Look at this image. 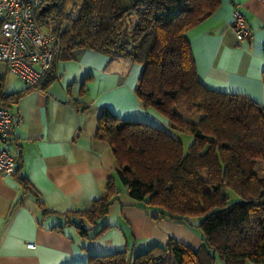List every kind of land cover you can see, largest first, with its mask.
<instances>
[{"label": "trees", "instance_id": "trees-1", "mask_svg": "<svg viewBox=\"0 0 264 264\" xmlns=\"http://www.w3.org/2000/svg\"><path fill=\"white\" fill-rule=\"evenodd\" d=\"M219 3L60 0L45 15L56 22L59 53L88 48L142 65L135 88L141 105L191 137L184 147L180 138L148 123L110 112L98 116L95 137L109 144L115 176L87 208L65 212V223L86 221L88 228L76 225L83 234L92 229L117 200V179L132 198L156 210V219L198 228L202 244L193 250L169 238L139 252L130 246L75 264H264V109L203 86L186 37ZM19 94L0 90V101L8 105ZM19 182L44 210L29 182ZM224 188L240 201L228 203Z\"/></svg>", "mask_w": 264, "mask_h": 264}, {"label": "crops", "instance_id": "crops-1", "mask_svg": "<svg viewBox=\"0 0 264 264\" xmlns=\"http://www.w3.org/2000/svg\"><path fill=\"white\" fill-rule=\"evenodd\" d=\"M235 8L244 15L247 39L232 28ZM186 37L203 86L246 97L264 109V0H220ZM141 70L127 58L77 48L58 52L51 74L29 86L0 62L1 93L20 92L8 104L16 123L13 134L0 142L15 160L13 176L0 173V264H75L130 246L139 252L169 238L193 250L202 244L198 228L156 219V210L132 198L117 179L118 198L92 229L83 234L76 225L88 228L86 221L65 223V212L87 208L115 176L109 144L95 137L102 112L148 123L186 143L191 139L141 105L135 92Z\"/></svg>", "mask_w": 264, "mask_h": 264}, {"label": "built area", "instance_id": "built-area-1", "mask_svg": "<svg viewBox=\"0 0 264 264\" xmlns=\"http://www.w3.org/2000/svg\"><path fill=\"white\" fill-rule=\"evenodd\" d=\"M59 1L0 0V62L29 86L37 85L51 69L59 51L55 20L45 16L48 11L39 14L42 7ZM232 28L238 38L250 37L244 15L237 8L233 11ZM15 125L9 106L0 101L1 143L9 141ZM0 173H15V160L5 147H0ZM28 246L33 247V243Z\"/></svg>", "mask_w": 264, "mask_h": 264}, {"label": "rangeland", "instance_id": "rangeland-1", "mask_svg": "<svg viewBox=\"0 0 264 264\" xmlns=\"http://www.w3.org/2000/svg\"><path fill=\"white\" fill-rule=\"evenodd\" d=\"M67 9H69V7ZM183 143H184V147H186L187 143L186 142H183ZM224 191L226 193V196L228 197V203H234V202L240 201V197H238V195H236L230 189L224 188Z\"/></svg>", "mask_w": 264, "mask_h": 264}, {"label": "water", "instance_id": "water-1", "mask_svg": "<svg viewBox=\"0 0 264 264\" xmlns=\"http://www.w3.org/2000/svg\"><path fill=\"white\" fill-rule=\"evenodd\" d=\"M57 2L51 3L49 6H44L39 10V14H43L44 12L48 11L51 7H55Z\"/></svg>", "mask_w": 264, "mask_h": 264}]
</instances>
